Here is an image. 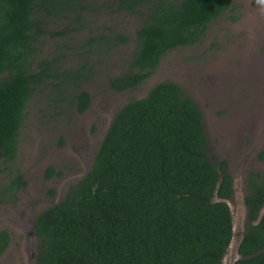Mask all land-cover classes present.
Instances as JSON below:
<instances>
[{
    "label": "trees",
    "instance_id": "1",
    "mask_svg": "<svg viewBox=\"0 0 264 264\" xmlns=\"http://www.w3.org/2000/svg\"><path fill=\"white\" fill-rule=\"evenodd\" d=\"M231 2L0 0V205L15 202L26 185L13 164L35 97L46 92L54 107L84 113L91 98L82 84L96 66L89 60L121 47L128 48L125 68L107 79L108 89H138L164 57L202 42ZM107 15L128 20L130 30L98 24ZM206 148L201 111L178 85L162 81L127 101L90 169L35 215L33 264H223L233 237L231 178L226 162L215 165ZM60 176L49 167L44 179ZM253 179L243 200L248 224L231 264H264V179ZM8 245L1 230L0 257Z\"/></svg>",
    "mask_w": 264,
    "mask_h": 264
},
{
    "label": "rangeland",
    "instance_id": "2",
    "mask_svg": "<svg viewBox=\"0 0 264 264\" xmlns=\"http://www.w3.org/2000/svg\"><path fill=\"white\" fill-rule=\"evenodd\" d=\"M231 3L232 9L211 23L202 42L177 48L164 57L154 75L138 89L123 93L108 89L107 79L125 68L128 48L121 47L89 60L96 66L94 77L82 84V90L91 98L84 113H76L66 104L54 107L46 92V99L35 97L28 104L13 164L23 174L26 185L17 192L15 202L0 205V230L9 233V245L0 264H33L35 241L31 233L35 215L59 201L67 187L90 169L114 114L127 101L144 97L162 81L178 85L197 103L206 155L215 165L219 161L227 164L233 188L227 201L233 237L223 264L237 258L236 246L245 223L247 176H264V0ZM109 16L97 20L98 24L108 25L110 21L130 30L128 20ZM70 36L83 39L80 34ZM49 42L45 49L48 53L53 49ZM53 110L59 115L53 116ZM49 167L61 176L44 179ZM3 179L0 176V182ZM48 190H53L54 197H47Z\"/></svg>",
    "mask_w": 264,
    "mask_h": 264
},
{
    "label": "flooded vegetation",
    "instance_id": "3",
    "mask_svg": "<svg viewBox=\"0 0 264 264\" xmlns=\"http://www.w3.org/2000/svg\"><path fill=\"white\" fill-rule=\"evenodd\" d=\"M259 176L262 180L264 179V176H260L259 174H250L249 176H247V186H248V183L251 179L255 178ZM231 188H232V183H231ZM233 195V188H232V194H231V197ZM244 200V199H243ZM228 201V200H227ZM226 201V203H227ZM228 205V204H227ZM229 207V205H228ZM244 209H245V223H244V228L245 226L248 224V217H247V208L244 206ZM230 210V208H229ZM264 211V206H262L259 210V214L261 215L262 212ZM259 216V215H258ZM232 219V218H231ZM258 220V218L256 219V221ZM244 228H243V231H244ZM1 231V230H0ZM4 231V230H3ZM6 231V230H5ZM243 233V232H242ZM9 234V233H8ZM31 238L34 239V237L32 236V233H31Z\"/></svg>",
    "mask_w": 264,
    "mask_h": 264
},
{
    "label": "water",
    "instance_id": "4",
    "mask_svg": "<svg viewBox=\"0 0 264 264\" xmlns=\"http://www.w3.org/2000/svg\"><path fill=\"white\" fill-rule=\"evenodd\" d=\"M232 231H233V228H232ZM231 243V242H230ZM230 245V244H229ZM224 259V258H223ZM237 259V258H236Z\"/></svg>",
    "mask_w": 264,
    "mask_h": 264
}]
</instances>
